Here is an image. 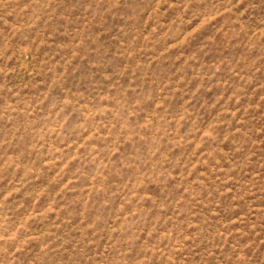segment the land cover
<instances>
[{
  "label": "rangeland",
  "instance_id": "rangeland-1",
  "mask_svg": "<svg viewBox=\"0 0 264 264\" xmlns=\"http://www.w3.org/2000/svg\"><path fill=\"white\" fill-rule=\"evenodd\" d=\"M0 264H264V0H0Z\"/></svg>",
  "mask_w": 264,
  "mask_h": 264
}]
</instances>
